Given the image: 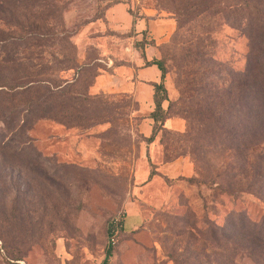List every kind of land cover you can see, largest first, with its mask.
<instances>
[{
	"label": "rangeland",
	"instance_id": "rangeland-1",
	"mask_svg": "<svg viewBox=\"0 0 264 264\" xmlns=\"http://www.w3.org/2000/svg\"><path fill=\"white\" fill-rule=\"evenodd\" d=\"M249 84L264 0H0V264H264Z\"/></svg>",
	"mask_w": 264,
	"mask_h": 264
},
{
	"label": "trees",
	"instance_id": "trees-1",
	"mask_svg": "<svg viewBox=\"0 0 264 264\" xmlns=\"http://www.w3.org/2000/svg\"><path fill=\"white\" fill-rule=\"evenodd\" d=\"M148 65H156L159 67V69L162 72V79L165 77V67L162 66V63L159 60H154L152 62H149ZM9 90V88L6 86ZM155 87V94L153 95L155 98L156 106L158 109L161 108V96L160 93L162 92L164 88L163 83H154ZM29 88L23 87L21 89H12L11 96L13 95H20L25 94L29 92ZM247 94L245 97V116L247 117V122L244 124V129L233 137L235 139V143L231 145L225 153L230 154L232 153V164L228 170L225 171V174H230L232 177L231 181H228L227 189L229 190L231 194L234 195L235 188L240 187V184L243 180H247L249 176H251V164L254 159H257L260 161V167L258 172L259 178L256 181L249 182V187L255 186L256 183L264 182V148L260 149V146L264 143V119L262 118L264 110L262 109L264 107V102L261 100V98H264V87L262 85H251L249 84L247 87ZM164 99L166 97H163ZM163 99V100H164ZM237 103H234L231 106V109H233L234 113L236 110ZM259 151L258 153H256ZM224 153V152H223ZM222 154V152L220 153ZM263 172V173H262ZM222 173H218L217 176L221 177ZM246 182V183H247ZM259 193L260 195H264V186H259ZM264 199V196H262ZM108 234L110 238H112L114 234V229L112 226L108 229ZM262 243V242H261ZM259 244L257 242L256 246H253L252 243L248 244L245 248L250 249L255 252V249L257 247H260V250L263 248L262 244ZM112 244L110 243L109 246H107V253L106 258L104 260L103 264H110V258L113 255V249Z\"/></svg>",
	"mask_w": 264,
	"mask_h": 264
},
{
	"label": "crops",
	"instance_id": "crops-1",
	"mask_svg": "<svg viewBox=\"0 0 264 264\" xmlns=\"http://www.w3.org/2000/svg\"><path fill=\"white\" fill-rule=\"evenodd\" d=\"M146 69H151L150 71H151V73L154 75V76H159L160 75V71L158 70V68L156 67V66H154V65H152V66H149V67H144V68H142L141 70H140V78H143L144 76H145V74H147L146 73ZM132 84L134 85V83L132 82Z\"/></svg>",
	"mask_w": 264,
	"mask_h": 264
}]
</instances>
